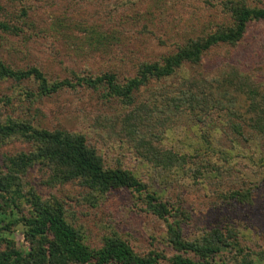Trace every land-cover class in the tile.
<instances>
[{
	"label": "rangeland",
	"instance_id": "374dc122",
	"mask_svg": "<svg viewBox=\"0 0 264 264\" xmlns=\"http://www.w3.org/2000/svg\"><path fill=\"white\" fill-rule=\"evenodd\" d=\"M243 1L264 8V0ZM221 2L0 0V24L9 27L0 29V61L16 70L34 67L49 82L110 73L122 83L134 76L139 64L158 61L187 40L227 27L230 19ZM19 7L26 14L17 21ZM230 72L264 89V21L249 22L238 42L210 48L196 65L184 64L172 77L139 88L130 106L84 86L38 97L29 91L30 81L19 85L2 81L0 121L17 117L11 110L21 103L35 127L82 135L104 168L128 171L161 203L172 207L171 213L183 212L186 221L179 227L184 240L219 233L217 237L228 246L220 248L209 264H232L228 262L232 253L237 259L248 256L252 264H264V129L245 121L251 115L191 111L195 101L191 90L189 100L177 102V109L166 101L173 93L178 97L176 91L188 79H224ZM28 92L33 97L24 95ZM236 98V110L250 112V108L244 111L242 97ZM140 103L147 105L150 119L144 132L132 139L122 122ZM146 142L173 154L174 160L163 165L144 158L141 145ZM20 151H30L29 146L16 139L6 141L0 146V161ZM41 172L37 167L29 170L27 186L43 198L61 201L68 225L79 232L89 250H100L102 240L115 235L134 254L157 253L163 256L157 264H169L174 252L165 243L166 224L181 219L179 213L165 217L166 221L157 218L143 196L129 189L94 195L75 182L45 188L39 185ZM7 239L16 248L29 249L19 228H11ZM236 245L238 251L233 249Z\"/></svg>",
	"mask_w": 264,
	"mask_h": 264
},
{
	"label": "trees",
	"instance_id": "16d2710c",
	"mask_svg": "<svg viewBox=\"0 0 264 264\" xmlns=\"http://www.w3.org/2000/svg\"><path fill=\"white\" fill-rule=\"evenodd\" d=\"M221 5L230 19L227 27L222 26L209 35L187 40L185 44L176 47L174 52L158 61L139 64L134 76L123 80L122 83L110 73L96 77L73 75V81L66 78L49 82L40 70L34 67L16 70L1 61L0 82L10 81L19 85L23 81H30L32 88L29 91L38 97L49 96L64 88L74 90L84 86L96 92L100 90L105 98H114L121 104L130 106L133 102L132 95L139 88L151 81L159 82L172 77L184 64L196 65L204 52L210 48L238 42L249 22L264 21V8L251 6L243 0H222ZM25 14V8L19 7L15 13L16 20L24 18ZM0 29L9 30V27L3 23L0 24ZM249 80L237 72L226 74L224 79H188L176 91L178 97L173 93L166 101L177 109V102L182 104L181 102L189 100L188 91L191 90L195 100L189 108L191 111L195 109L204 115L211 111L232 113L237 117L251 115V119L248 117L249 119L244 120L253 122L254 127L263 131L264 89L259 83ZM24 95L33 97L30 92ZM236 97H242V103H246L244 111L250 108V112L244 114L236 110V103L239 101ZM4 102L7 105L10 103L7 97ZM12 108L14 110L11 112L17 114V117L8 116L0 121V146L6 141L16 139L27 144L30 151L4 156L0 161V244L4 245V249L0 251V264H157V260L163 259V256L157 253L136 255L115 235L105 237L100 250H89L81 242L79 232L68 225L61 201L53 196L43 198L35 188L27 186L24 179L27 172L34 167L42 171L39 185L45 188L75 182L80 188L88 191L87 193L94 195L129 189L143 196L148 211L157 218L166 221L165 217L175 218L172 214L179 213L181 219L175 218L166 224L165 243L174 252L167 259L169 264H209L212 256L217 255L221 251L220 248L226 246V241H223L221 236L217 237V231L209 232L200 240H184L179 227L183 220L186 221L182 219L183 212L175 209L171 213L172 207L168 208L161 203L128 171L104 168L100 158L86 145L82 135L60 129H40L32 124L21 103L17 108ZM149 119L147 105L135 104L124 118L122 127H126L133 139V136L144 132ZM141 146L144 147L142 156H146L144 158L148 160L151 157L163 165L174 160L173 154L161 151L150 143L146 142ZM11 228L21 230L22 238L29 245V249L16 248L12 241L7 239ZM233 249L238 251L237 245ZM247 257L237 259L232 253L228 262L252 264ZM220 264L224 263L220 261Z\"/></svg>",
	"mask_w": 264,
	"mask_h": 264
}]
</instances>
